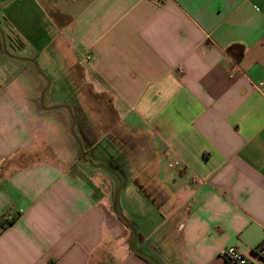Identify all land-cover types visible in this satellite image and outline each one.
<instances>
[{"label":"crops","instance_id":"crops-1","mask_svg":"<svg viewBox=\"0 0 264 264\" xmlns=\"http://www.w3.org/2000/svg\"><path fill=\"white\" fill-rule=\"evenodd\" d=\"M263 83L264 0H0V264L257 261Z\"/></svg>","mask_w":264,"mask_h":264},{"label":"built area","instance_id":"built-area-1","mask_svg":"<svg viewBox=\"0 0 264 264\" xmlns=\"http://www.w3.org/2000/svg\"><path fill=\"white\" fill-rule=\"evenodd\" d=\"M88 59H90V57H88ZM180 72L182 73V71ZM169 166L171 168H176L178 166L181 167L179 163H173L170 164ZM194 181L198 182L199 180L195 178ZM14 220H15V216L13 214H9L7 216V224H11ZM258 254H259V259L257 261H254L248 258L247 256H245L234 246L226 247L220 251V256L224 260H226L229 264H264V243L260 246Z\"/></svg>","mask_w":264,"mask_h":264},{"label":"water","instance_id":"water-1","mask_svg":"<svg viewBox=\"0 0 264 264\" xmlns=\"http://www.w3.org/2000/svg\"><path fill=\"white\" fill-rule=\"evenodd\" d=\"M1 33H2V32H1ZM2 35H3V33H2ZM4 50H5V52L7 53V49H6L5 42H4ZM33 64L36 65L35 62H33ZM50 83H51L50 80H48V85H47V87L43 90V93H42V96H41V105H42V107H43L44 109H45V107H44V105H43V104H44V99H45V96H46L47 90H48V88H49V86H50ZM61 107L66 108V109L70 112V114L72 115V111H71V108H70L69 106H61ZM56 108H59V107H55V109H56ZM72 120H73V124H72V128H71V132H72V135H73L74 139L76 140V142H77L78 145H79L80 153H81V158H82L83 161H85V162H87V163H89V164H91V165H94L92 161H90V160L87 159V157H86V153H85V151H84V149H83V147H82L81 141L79 140V138L77 137V135H76V133H75V120H74L73 115H72ZM99 167L104 168V169L110 171V172H111V173H112V174H113L118 180H121L120 177H119V175H118L117 173L111 171V170H110L108 167H106L105 165H99ZM121 188H122V187L120 186L119 189H118V191H117L116 201H117V206H118V209H119V213H120V215L122 216L123 213H122L121 206H120V193H121ZM135 251H136L137 253H139V250H137V248L135 249Z\"/></svg>","mask_w":264,"mask_h":264},{"label":"rangeland","instance_id":"rangeland-1","mask_svg":"<svg viewBox=\"0 0 264 264\" xmlns=\"http://www.w3.org/2000/svg\"><path fill=\"white\" fill-rule=\"evenodd\" d=\"M168 171V170H167ZM169 172V171H168ZM122 187V180H119V187ZM119 187L117 188V190H116V188H114L113 190H112V194H111V197H112V200L113 201H115V199H116V195H117V191H118V189H119ZM115 207H116V205H115ZM118 207V206H117Z\"/></svg>","mask_w":264,"mask_h":264}]
</instances>
